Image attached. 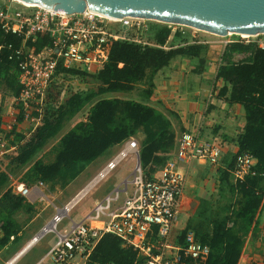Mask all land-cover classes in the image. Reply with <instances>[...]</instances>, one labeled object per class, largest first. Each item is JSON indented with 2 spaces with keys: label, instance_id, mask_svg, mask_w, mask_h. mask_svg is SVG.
<instances>
[{
  "label": "built area",
  "instance_id": "built-area-1",
  "mask_svg": "<svg viewBox=\"0 0 264 264\" xmlns=\"http://www.w3.org/2000/svg\"><path fill=\"white\" fill-rule=\"evenodd\" d=\"M140 20L130 16L109 18L90 10L64 14L20 0H0V30L20 38L17 46L0 42V56L4 50L8 51L7 58L15 63L13 73L20 87L17 95L5 96L7 107L2 104L11 118L7 125H3V119L0 122V155L12 150V146L4 149L7 135L26 127L24 136L35 133L41 122L46 90L59 63L64 68L89 74L98 72L110 60L114 41L124 39L146 44L130 34L132 28L137 32L143 29ZM260 35L264 34L255 36ZM44 36L50 44L39 51L27 44ZM254 42L264 47V39ZM130 154L135 158L130 176L95 202L81 220H71L66 229L57 230L56 223L69 209ZM220 154L217 142L183 131L175 137L173 155L155 174L148 176L139 161L137 139L133 136L125 139L89 182L65 206L56 208L51 221L37 234L46 231L56 234V241L47 252L49 264H86L104 234L115 235L122 246L131 247L136 252L134 264H205L209 246L197 239L191 229L183 232L181 241L180 234L173 235V230L181 208L186 166L193 160L215 165ZM254 166L255 159L250 153H237L230 169L234 181L254 175ZM42 187L40 180L32 184L20 182L13 185L11 193L24 198L33 193L38 197ZM119 193H124V198L112 207ZM92 221H101L102 225L96 227ZM52 222L54 225L49 226Z\"/></svg>",
  "mask_w": 264,
  "mask_h": 264
},
{
  "label": "trees",
  "instance_id": "trees-1",
  "mask_svg": "<svg viewBox=\"0 0 264 264\" xmlns=\"http://www.w3.org/2000/svg\"><path fill=\"white\" fill-rule=\"evenodd\" d=\"M150 22L146 28L138 32L134 28L130 29L131 32L140 33L138 37L146 44L124 39L114 41L110 60L96 73L89 74L81 70L64 68L61 63L57 65L53 79L46 90L43 108V118H45L47 106L50 107L48 113L50 118L46 120L48 127L43 129L36 139L38 146L43 136L51 137L57 133L65 112L71 116L84 105H88L86 120L75 123L56 144V163L61 165L60 169L65 177L70 179L75 177L83 166L96 159L110 146L131 136L136 137L140 130L145 134L139 148L142 168L146 162L154 160L153 156L168 154L174 149L175 132L170 119L145 101L117 98L92 100L103 92L121 91L126 84L131 85L141 81L144 78L147 63L153 69L151 73H155L171 58L180 55L190 59L196 58L198 62L195 65L196 72L199 73L204 68L200 67L206 61V58L201 55L203 46L194 42L165 49L162 46L169 39L172 42H185L186 36L179 29L172 31L171 24ZM0 42L17 46L20 38L0 30ZM27 44L33 46L35 51H39L44 46H48L50 41L47 36H44L36 38L34 42L28 41ZM7 55L8 51L4 50L0 56L2 100L7 95H17L20 89L13 73L15 63L8 59ZM66 77H78L82 82L90 78L96 83L95 89L81 95L72 93L67 107L53 106L60 93V83ZM214 79L220 82L217 96L225 98L230 103H237L244 109L245 126L236 138L237 153L248 152L254 157L255 174L246 177L243 181H235L239 183L241 200L237 207L228 210L229 215L223 219H213L210 233L202 236H198L196 232L194 234L210 248L205 264H237L264 193V47L256 46L254 42H231L225 45ZM152 88L153 84L150 82L142 96L145 100L150 97ZM2 112L3 107L0 103V122ZM37 133L38 131L35 135ZM36 149L31 146L22 156L16 157L17 161L26 162ZM235 155L230 169L234 164ZM58 170L59 167L46 165L38 159L26 171L27 176L31 173L33 179L24 180L26 184H31L28 183L32 182L29 180L43 182L45 176L46 178L52 176L51 173ZM226 172L228 173L225 170V174ZM229 173H231L230 170ZM23 200L21 196L13 195L10 189L1 195L2 241L18 232L19 228L12 219V215L20 208ZM228 219L233 223L231 226L226 224ZM187 229L190 228L182 229L179 241ZM135 260L136 252L131 247L122 246L121 240L115 235L104 234L92 250L86 264H134Z\"/></svg>",
  "mask_w": 264,
  "mask_h": 264
},
{
  "label": "rangeland",
  "instance_id": "rangeland-1",
  "mask_svg": "<svg viewBox=\"0 0 264 264\" xmlns=\"http://www.w3.org/2000/svg\"><path fill=\"white\" fill-rule=\"evenodd\" d=\"M150 21L152 20H140V23L142 24L141 27L146 28V26L151 23ZM171 28L172 31L176 29L181 30L184 33L183 35L186 36V43L184 41L172 42L169 39L162 47L168 49L178 45L191 44L194 42L199 43L203 46L201 55L206 58V61H208L207 66L211 72H213L217 63H219L221 53L223 52L225 45L229 44L231 41L241 40L243 42H254L258 38L264 39V35L251 36L245 34V36H243L242 34L236 35L229 33L226 36H218L205 31L197 30L195 28L174 24H171ZM130 34L138 36L140 33L136 34L135 31H130ZM183 58H185V56H183ZM195 62L196 64L198 63L197 60H195ZM203 63L200 65L201 68L204 67ZM152 70L153 69L150 64L147 63L144 69V78L141 81L131 85L126 84L124 89L121 91L103 92L96 95L92 100L99 98H117L145 101L142 96L153 78L154 73H151ZM202 70L204 71V68L201 69V71ZM95 86L96 83H94L90 78H87L85 82H82L78 77H66L60 83V93L53 106L64 105V107H67L72 93H79L81 95L82 93L93 91ZM1 89L2 87L0 86V92H2ZM0 100L2 104H4V108L7 107L8 100H6L5 97L2 100L1 96ZM4 108L1 114V119H3V125H7L11 116L5 112ZM47 108L49 110L47 109L45 118H43V110L40 125L36 129L35 133H32L29 136H24V133L27 132V127L20 128V132L14 130L15 132L11 133L9 136L7 135V143L4 148L6 149L12 146V150L5 153L3 152L0 155V197L8 189L11 190L13 185L16 183H26V180H24L26 178L33 179L31 173L27 176L26 171L33 166L36 160L41 159L46 165H53V167L56 168L59 167L58 171L51 173L52 176L47 178L46 176L44 177L43 187L41 188L42 194L39 195L36 200H34L35 198L33 195L31 197H26V199H29L31 202H28V200L25 202V198L22 197L24 200L22 201L20 208L12 215V219L14 220L16 226L18 228L25 227L26 231L36 227V225L37 227L41 226V224L38 226V222H40L41 219L44 220V218L48 215H54L56 208L65 206L71 198L89 182L103 163L110 159L119 150L123 142L113 144L96 159L83 166L75 177L71 179L67 178L61 172V165L59 166V164L56 163V144L59 138L72 128L75 123L86 120L88 105H84V107L71 116L65 112L64 116L61 118V125L57 133L51 137L43 136V140L38 146V143L35 142L36 139L39 137L40 132L48 127L46 120H49L50 118L48 116L50 107L47 106ZM37 131L38 133L35 135ZM135 138L137 139L140 148V145H142V141L145 138L144 132L140 130L139 133L136 134ZM31 146L37 148L32 153L31 157L24 163L17 161L16 157L19 155L22 156V154L25 151H28ZM165 158L166 154L153 156L152 159L154 160L146 162L144 165L142 162L143 170L148 176L154 174L164 164L163 162H165ZM134 163V155L130 154L123 158L104 179L88 190L87 193L69 209L67 215H64L61 221L58 222V229L68 226L70 219H80L81 216L93 206L95 200L102 198L105 193L111 191L126 177H129ZM209 176L210 174H205L207 186H203L199 189L198 195L190 196L193 204L190 202L183 203L182 208L184 206L185 212L179 215L177 226L173 230V235L180 234L181 230L185 227H189L191 230L196 232L198 236L210 233L213 219H223L226 215H229L228 210L230 211L231 208L238 206V202L241 200V192L239 189V183L234 181L232 174L229 172L225 174V171H220V175L213 180L210 179L211 177ZM29 181H32L28 182L31 184L35 182V180ZM185 192L189 193V190H186ZM204 192L206 193L205 195H203ZM202 195L205 197H201ZM123 196L124 194L120 193V200L123 199ZM31 199H33V201ZM226 224L227 226H231L233 223L230 219H228ZM44 226H42L41 229ZM51 234L55 235L54 233ZM50 237L51 235H48V238Z\"/></svg>",
  "mask_w": 264,
  "mask_h": 264
},
{
  "label": "crops",
  "instance_id": "crops-1",
  "mask_svg": "<svg viewBox=\"0 0 264 264\" xmlns=\"http://www.w3.org/2000/svg\"><path fill=\"white\" fill-rule=\"evenodd\" d=\"M195 60L194 58H183L180 55L171 58L166 65L154 73L151 79L152 93L145 100L146 103L160 110L170 119L175 137L183 131H189L198 135L202 140L215 141L221 147L217 164L193 160L186 166V184L179 215L185 212L184 206L182 208L183 203L193 204L190 196L198 195L199 189L207 186L205 174H210L209 177L213 180L220 175V171L229 172L233 157L238 151L236 138L245 126L243 107L217 96L220 82H216L214 79L216 68L211 72L207 66L208 61H205L204 71L198 73L195 71ZM8 148L10 149V147ZM173 151L174 149L166 154L167 158L173 155ZM186 190H189V193H186ZM205 194L204 192L203 195ZM32 195L36 200L37 196L33 193L29 197ZM203 195L201 197H205ZM102 198L95 200L94 203ZM27 200L31 202L25 198V202ZM31 200L33 201V199ZM120 202L119 193V198L112 203V207ZM85 213L78 220H81ZM52 217L53 215H48L44 220L41 219L38 222V226L40 224L41 226L37 227L36 225L28 231L25 230V227L19 228L15 235H10L4 241H2L3 231L0 229V264H49L47 252L56 241V234L53 235L51 234L53 232L46 231L40 233L34 242L31 241V238L37 235L41 227L49 223ZM57 224L58 222L56 229L59 231L67 228L65 226L58 229ZM91 224L100 227L102 222L92 221ZM48 235L51 237L48 238ZM237 264H264V200L259 205L255 221L246 236Z\"/></svg>",
  "mask_w": 264,
  "mask_h": 264
},
{
  "label": "water",
  "instance_id": "water-1",
  "mask_svg": "<svg viewBox=\"0 0 264 264\" xmlns=\"http://www.w3.org/2000/svg\"><path fill=\"white\" fill-rule=\"evenodd\" d=\"M59 13L90 10L195 28L218 36L264 34V0H20Z\"/></svg>",
  "mask_w": 264,
  "mask_h": 264
},
{
  "label": "bare ground",
  "instance_id": "bare-ground-1",
  "mask_svg": "<svg viewBox=\"0 0 264 264\" xmlns=\"http://www.w3.org/2000/svg\"><path fill=\"white\" fill-rule=\"evenodd\" d=\"M25 4H27V5H36V4H28V3H25ZM243 36H245V34H242ZM69 207V206H68ZM54 225V223L52 222L49 226H53ZM49 226H47V227H49ZM46 227V228H47ZM37 238H38V235H35V236H33L32 238H31V241L32 242H34V241H36L37 240Z\"/></svg>",
  "mask_w": 264,
  "mask_h": 264
}]
</instances>
